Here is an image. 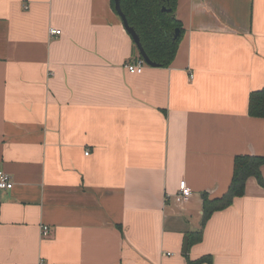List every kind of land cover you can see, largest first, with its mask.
Here are the masks:
<instances>
[{
	"label": "crops",
	"instance_id": "1",
	"mask_svg": "<svg viewBox=\"0 0 264 264\" xmlns=\"http://www.w3.org/2000/svg\"><path fill=\"white\" fill-rule=\"evenodd\" d=\"M175 14L171 64L132 74L139 49L112 0H0V170L14 181L0 264H264L255 176L190 244L236 156L264 155V118L249 115L264 0H176Z\"/></svg>",
	"mask_w": 264,
	"mask_h": 264
},
{
	"label": "trees",
	"instance_id": "2",
	"mask_svg": "<svg viewBox=\"0 0 264 264\" xmlns=\"http://www.w3.org/2000/svg\"><path fill=\"white\" fill-rule=\"evenodd\" d=\"M112 4L115 6V0H112ZM120 6L129 25L138 33L148 57L159 66H169L176 55L183 33L182 22L175 14L176 0H120ZM177 29L179 35L175 38ZM138 53L142 57L140 51ZM249 115L264 118V87L251 93ZM262 164H264V155L236 156L234 174L228 190L221 197L204 200L203 226L196 233H192L190 244L202 239L203 227L215 211L228 207L236 197L245 194L249 177L255 176L264 186ZM212 262L213 257L205 255L195 260L189 259L188 264Z\"/></svg>",
	"mask_w": 264,
	"mask_h": 264
},
{
	"label": "built area",
	"instance_id": "3",
	"mask_svg": "<svg viewBox=\"0 0 264 264\" xmlns=\"http://www.w3.org/2000/svg\"><path fill=\"white\" fill-rule=\"evenodd\" d=\"M50 33L57 35L61 33L60 29L51 28ZM145 60L142 57L137 58L134 62L126 65L128 71L132 74H140L144 71ZM193 77V75H191ZM88 153V152H87ZM14 186V181L11 175L3 170H0V189H11ZM193 195L192 188L187 184L186 180L180 181L179 190L175 195V200L179 204L187 202ZM49 232L48 225H42V234L46 236ZM170 254V253H169Z\"/></svg>",
	"mask_w": 264,
	"mask_h": 264
},
{
	"label": "water",
	"instance_id": "4",
	"mask_svg": "<svg viewBox=\"0 0 264 264\" xmlns=\"http://www.w3.org/2000/svg\"><path fill=\"white\" fill-rule=\"evenodd\" d=\"M115 7H116L117 12L122 17V20H123V23H124V26H125L126 30L130 33L132 39L134 40L136 46L138 47V49L140 51V54L144 58L145 62L148 65L153 66V67L159 66L157 63L153 62L148 57V55L145 53V51H144V49H143V47L141 45L140 37H139L138 33L136 32V30L132 26L129 25V23H128L127 19H126V16L124 15V13H123V11L121 9L120 0H115ZM178 35H179V29L176 30L175 38ZM187 249H188V237H186V239H185V243H184V247H183V252L184 253H187Z\"/></svg>",
	"mask_w": 264,
	"mask_h": 264
},
{
	"label": "rangeland",
	"instance_id": "5",
	"mask_svg": "<svg viewBox=\"0 0 264 264\" xmlns=\"http://www.w3.org/2000/svg\"><path fill=\"white\" fill-rule=\"evenodd\" d=\"M136 51H137V49H136ZM145 65H147V63Z\"/></svg>",
	"mask_w": 264,
	"mask_h": 264
}]
</instances>
